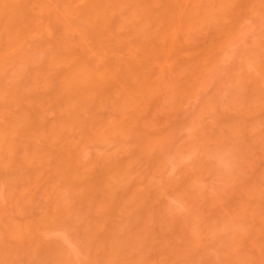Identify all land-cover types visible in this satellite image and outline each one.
Masks as SVG:
<instances>
[{"label": "rangeland", "instance_id": "rangeland-1", "mask_svg": "<svg viewBox=\"0 0 264 264\" xmlns=\"http://www.w3.org/2000/svg\"><path fill=\"white\" fill-rule=\"evenodd\" d=\"M67 1L33 4L40 22L59 24L65 53L132 67L106 94L59 104L56 38L0 25V264H264V0H173L172 20L166 0L128 1L112 28L99 26L101 43L74 13L84 2ZM144 30L153 38L140 42ZM33 110L46 121L37 144L9 132Z\"/></svg>", "mask_w": 264, "mask_h": 264}, {"label": "bare ground", "instance_id": "bare-ground-1", "mask_svg": "<svg viewBox=\"0 0 264 264\" xmlns=\"http://www.w3.org/2000/svg\"><path fill=\"white\" fill-rule=\"evenodd\" d=\"M40 1V0H39ZM38 0H37V2H39ZM62 2H63V0H61ZM68 1H70V2H68ZM67 1V3H66V5H68V6H70V4H71V9H73L75 6L74 5H76L78 2L77 1H79V4L83 1L84 2V4L82 5V4H80V5H78V6H80V9H78V7H76V9L75 10H78V12L77 11H75L74 13H76V16L78 17V19L80 18L79 16H81V18L82 19H80L81 21H84L83 23H82V29H83V27L85 28V29H87L88 27H90V28H96V30L99 28V26H100V28H102L103 27V29L104 28H108L107 30H109L110 28H112L114 25H115V23H116V21H117V17H118V14L119 13H121L120 11H121V9H122V6H124V4L126 3H128V1H131V3H132V1H134V0H68ZM81 1V2H80ZM139 0H136V2L135 3H137L138 4V6H139V9H141L140 7H141V4H143L144 5V3H146V2H142V1H144V0H140L139 2H141V3H139L138 2ZM145 1H150V0H145ZM152 1V0H151ZM150 1V2H151ZM154 1V0H153ZM156 1H159V3L160 2H162V1H160V0H155L153 3H150L151 4V6H150V8H152V5L153 4H156ZM176 0H174V3H176V7H177V5H179V2L180 1H176ZM36 2V0H0V25H5V27H7L8 29L9 28H13V27H18V28H21V27H23L24 29H29V27H30V29H31V27L33 28V29H35L36 31L38 30V31H40V33H42V35L43 36H45V37H50V36H53L54 35V33H55V31L56 30H54V28H56L57 27V30H59L60 29V26L58 27L57 26V24L58 23H56L55 22V25L54 26H52V25H49V24H47V23H42V22H40V16H39V13H41V12H39V13H37V12H35V10L37 9H34L33 8V4ZM77 2V3H76ZM82 2V3H83ZM148 2L146 3L147 5H148ZM166 3H164L165 4V6H163L164 4H163V2H162V6L164 7L163 9H162V7H161V11H160V14H161V16L162 15H165V17H162V18H165V19H167L166 17H169L170 16V20H172L174 17H172V16H174V15H176V13L178 14L180 11V9L177 11L176 10V8L174 7L175 6V4H173L172 2H173V0H166L165 1ZM177 2H178V4H177ZM242 2H243V0H242ZM68 3H70V4H68ZM72 3L74 4L73 5V8H72ZM130 3V4H131ZM134 3V2H133ZM159 3H157V4H159ZM182 3V2H181ZM180 3V5L182 6V4ZM51 4V3H50ZM174 5V6H172V5ZM243 4V3H242ZM81 5H82V7H81ZM136 5V4H135ZM170 5V6H169ZM62 6V5H61ZM68 6H62V7H64V9L62 10V11H66L67 9H69V8H67ZM145 6V5H144ZM154 6V5H153ZM158 6V5H157ZM156 6V7H157ZM168 7L169 9H170V12H172L171 11V9L173 10L174 8V10L176 11L174 14H173V12L172 13H170L169 11H167V12H169L167 15H169V16H167L166 15V13L164 14L163 12H165L166 10H168V8L164 11V9H165V7ZM242 6V5H241ZM133 7H135V6H133ZM148 7H149V5H148ZM148 7H146V8H148ZM171 7V8H170ZM172 7H174V8H172ZM184 7H186V6H184ZM187 7H188V5H187ZM159 8H160V6H159ZM178 8V7H177ZM62 9V8H61ZM125 9V8H124ZM138 9V10H139ZM142 9H144L143 7H142ZM57 10V9H56ZM59 10V9H58ZM151 11H152V9H150ZM173 10V11H174ZM40 11V10H39ZM69 10H67L66 11V14H68L67 12H68ZM70 11H72V10H70ZM74 11V10H73ZM143 11V10H142ZM148 11V9L146 10V12ZM158 11V12H159ZM183 11V10H182ZM189 11V10H188ZM140 12V11H139ZM138 12V13H139ZM146 12H144L143 11V13H146ZM148 12H150V11H148ZM154 12V11H153ZM61 14H62V12H60ZM71 14L73 13V12H70ZM77 13H78V15H77ZM152 13V12H151ZM63 14H64V12H63ZM71 14H69V15H71ZM80 14V15H79ZM149 14V13H148ZM156 14V13H155ZM159 14V13H158ZM158 14H157V16L155 15V16H152L151 14H149V15H147L146 17V19H147V23L149 22V21H152V22H154L153 20H152V18H154V17H156V18H154L155 20H158ZM184 14V13H183ZM186 14V13H185ZM143 15V14H142ZM146 15V14H145ZM172 15V16H171ZM187 15V14H186ZM42 16V15H41ZM61 16V15H60ZM73 16V15H72ZM71 16V17H72ZM121 16V15H120ZM177 16V15H176ZM61 17H63V16H61ZM66 17V16H65ZM145 17V16H144ZM60 17H58V19H59ZM176 18V17H175ZM57 19V20H58ZM63 19L64 18H62V21H63ZM70 19V18H69ZM75 19V18H74ZM141 19V18H140ZM182 19V18H181ZM60 20V19H59ZM164 20V19H163ZM168 20V19H167ZM166 20V21H167ZM177 20V19H176ZM53 21H54V19H53ZM64 21H66V19L64 20ZM86 22V23H85ZM143 22H144V20H143ZM142 22V23H143ZM151 22V23H152ZM161 22V23H160ZM165 22V21H164ZM3 23V24H2ZM68 23V22H67ZM141 23V22H140ZM147 23H146V26H147ZM150 23V22H149ZM150 23V24H151ZM156 23V22H155ZM173 23H176V22H172V24ZM158 24L159 25H161V24H163L162 23V21H159V23H157L156 25L158 26ZM167 24V23H166ZM171 24V23H170ZM170 24H169V26L168 27H170ZM59 25V24H58ZM61 25V24H60ZM136 26H137V24H135ZM143 25H145V23L143 24ZM67 26L68 25H66V28H67ZM88 26V27H87ZM136 26H135V28H136ZM138 27V26H137ZM140 28H143V27H141V26H139ZM148 27V26H147ZM17 28V29H18ZM59 28V29H58ZM62 28V27H61ZM99 28V29H100ZM133 28L134 27H132V30H133ZM148 28H150V27H148ZM147 28V29H148ZM97 30V31H99V32H97V31H95V37L93 38V36H92V38H93V40L94 41H96L97 40V43L99 42V43H101L100 41H102V39L100 38V36L102 37V38H104L102 35H101V33H100V31H101V29L100 30ZM145 29V28H144ZM151 29V28H150ZM170 29V28H169ZM169 29H167V30H169ZM67 30V29H66ZM65 30V31H66ZM81 30V29H80ZM88 30V29H87ZM136 29H134V31H135ZM164 30H165V28H164ZM165 31V32H168V31ZM14 31V30H13ZM83 31V30H82ZM133 31V32H134ZM149 31V30H148ZM148 31H146V30H144L143 32L145 33V34H140L143 38H141V41L140 42H142V40L146 37L147 38V40H148V38L149 39H152L153 38V36H152V32H149L148 33V35H150V36H152V37H147V35H146V33L148 32ZM170 31V30H169ZM24 32V31H23ZM32 32V31H31ZM83 32H86V33H89L88 31H86V30H84ZM139 31H137V33H138ZM140 32H142V29H141V31ZM164 32V33H165ZM34 33H35V31H34ZM37 33V32H36ZM58 33H59V31H58ZM82 33V32H81ZM97 33L99 34V35H97ZM130 33H132V32H130ZM135 33V32H134ZM133 33V35H135ZM136 33V36H138V34ZM163 33V34H164ZM169 33V32H168ZM167 33V34H168ZM66 34V33H65ZM83 34H85V33H83ZM163 34H161V32H160V35H162L163 36ZM167 34L166 35H164L163 36V40L165 39L166 40V38L165 37H168L167 36ZM61 35V34H60ZM60 35H59V37H60ZM56 37L58 36V35H55ZM55 36H53V37H55ZM85 36H86V34H85ZM97 36H99V37H97ZM105 36H110V35H105ZM170 36V35H169ZM52 37V38H53ZM55 37V38H56ZM63 37V36H62ZM84 37V36H83ZM155 37V36H154ZM86 38V37H85ZM107 38V37H106ZM113 38V37H112ZM111 38V39H112ZM138 38H139V36H138ZM157 38V37H156ZM173 38V37H172ZM101 39V40H100ZM114 39V38H113ZM160 37H159V39L157 38V40H158V42H161V40H162ZM40 40H42V39H40ZM56 40V48H55V50L57 51V53L58 54H60L59 55V57L61 56V58H63V59H65V60H63V59H60L59 57H58V55H56L57 56V61L59 62V60H62V62H63V66H64V73L62 74V75H58L56 78H57V83H56V85H55V87H53V89H54V99H55V101L57 100V102H59V104H62V103H67L68 102V100H69V98H71L72 96H70V95H72L73 93L75 94V92L78 90V92H82V93H84L85 92V90L84 89H86V91H87V94L89 93V92H91L92 93V91L93 90H95V91H98V92H106L105 90H107L108 88L110 89V88H112L111 86H113L114 84H116V83H118V81H120L121 79H127L128 78V76L127 75H129V74H127L128 73V70L129 69H127V67L128 68H131L132 66L130 65V63H127L126 61L124 62L123 61V59L121 58V60H120V58L117 56V58H119V59H109V60H105V59H103V61L102 62H104L102 65H101V63L100 62H98V63H100V64H98L96 61V63L95 64H92L91 62H90V64H88V62H87V60H88V58H87V53L85 54V51H84V53H82L81 52V54L80 53H76V55H78V54H80V56L78 55V56H75L74 54V56L73 55H71L70 54V52H73L72 50L69 52V54H66L65 53V51H67L69 48H70V46L68 47V44L67 43H69V42H66V41H64V42H66V43H64L63 42V40L64 39H61V37L60 38H56L55 39ZM54 40V41H55ZM108 40V39H107ZM146 40V39H145ZM145 40H143V42L145 41ZM146 40V41H147ZM157 40L155 39V41L157 42ZM162 40V41H163ZM168 40V39H167ZM169 40H170V38H169ZM168 40V41H169ZM171 40H173V39H171ZM170 40V41H171ZM113 41V40H112ZM117 41V40H116ZM116 41H115V43H116ZM145 41V42H146ZM153 41V40H152ZM154 41V42H155ZM168 41H165L166 43L168 42ZM174 41V40H173ZM85 42V41H84ZM108 42V41H107ZM114 42V41H113ZM139 42V43H140ZM153 42V43H154ZM172 42V41H171ZM171 42H169V43H167L168 45L166 46V44L164 45V47H166L167 49V51L169 52V53H171V55H173L174 54V50H175V48H173V47H175L174 45V43H173V47L171 48V46H172V44H171ZM48 43V42H47ZM83 43V42H82ZM81 43V44H82ZM90 43V42H89ZM105 43V42H104ZM109 43H111V40H110V42H108V46H110V44ZM114 43V44H115ZM179 43V42H178ZM65 44H67V45H65ZM103 44V43H102ZM106 44V43H105ZM112 44V43H111ZM144 43H142V45H143ZM115 45H118L119 46V44H115ZM151 45V44H150ZM153 45V44H152ZM157 45V44H156ZM159 45H162V43H160ZM158 45V46H159ZM67 46V47H66ZM84 46V45H83ZM104 46V45H103ZM117 46V47H118ZM140 46V45H139ZM144 46H146V44H144L142 47L144 48ZM178 46V45H177ZM82 47V46H81ZM114 47V45H112V47L111 48H113ZM141 47V48H142ZM68 48V49H67ZM93 48V47H92ZM109 47H107L106 48V50L108 49ZM116 48V47H115ZM137 48H138V46H137ZM136 48V49H137ZM156 48H159V47H156ZM162 48V47H161ZM71 49V48H70ZM69 49V50H70ZM118 49V48H117ZM149 49H150V47H149ZM174 49V50H173ZM68 50V51H69ZM109 50L110 49H108V52H109ZM113 50H114V48H113ZM138 50H139V48H138ZM138 50H136L137 52H138ZM141 50V49H140ZM143 50V49H142ZM148 50V49H147ZM153 50H154V48H153ZM156 50V49H155ZM159 50V49H158ZM157 50V51H158ZM165 50V52H163L164 54H162V53H159V54H162V55H160V56H162V57H164V55L166 56V54H167V51ZM171 50H173V52L171 51ZM178 50H179V48H178ZM185 50V49H184ZM183 50V51H184ZM2 51V50H1ZM55 51V52H56ZM67 51V52H68ZM80 51H82V50H80ZM87 51V50H86ZM100 51V50H99ZM116 51V50H115ZM144 51V50H143ZM151 51V50H150ZM177 51V50H176ZM89 52V51H88ZM95 52V51H94ZM177 52H179V53H177L176 55L174 54L173 56H178V54L180 55L181 53H180V51H177ZM186 52V51H185ZM1 53V52H0ZM92 53H93V51H92ZM148 53V52H147ZM156 53V52H155ZM168 53V57L170 56V54ZM173 53V54H172ZM99 55H100V53H98ZM152 54V53H151ZM1 55H2V53H1ZM67 55V56H66ZM70 55H71V57H70ZM87 55V56H86ZM98 55V56H99ZM118 55V54H117ZM138 55V54H137ZM140 55H141V53H140ZM73 56V57H72ZM102 56V55H101ZM109 56V55H108ZM122 57H124L123 55H121ZM150 56V55H149ZM149 56H145V57H148L149 58ZM160 56H156V57H160ZM172 56V57H173ZM66 57H68V59L66 58ZM69 57H70V60H69ZM103 57H105V56H103ZM138 57V56H137ZM140 57H142V56H140ZM139 57V58H140ZM144 57V56H143ZM152 58H153V55L151 56ZM1 58V57H0ZM161 58V57H160ZM160 58H158L157 60H159ZM175 58V57H174ZM173 58V59H174ZM67 59V60H66ZM145 59H147V58H145ZM151 59V58H150ZM149 59V60H150ZM162 59V58H161ZM98 60H99V58H98ZM105 60V61H104ZM153 60V59H152ZM154 60H155V58H154ZM156 60V61H157ZM163 60H165L164 58H163ZM68 62L69 64L68 65H66L65 63L66 62ZM101 61V60H100ZM139 61V60H138ZM141 61V60H140ZM146 61H148V60H146ZM155 61V62H156ZM122 62V63H121ZM129 62V61H128ZM142 62V61H141ZM153 62V61H152ZM172 62V61H171ZM178 62V61H177ZM57 63V62H56ZM55 63V64H56ZM61 62H59V64H60ZM124 63V64H123ZM139 63V62H138ZM137 63V64H138ZM164 63H165V61H164ZM173 63V62H172ZM54 63H52V65H53ZM54 64V65H55ZM123 64V65H122ZM130 65L131 67H129V66H126V67H124V65ZM169 64V63H168ZM48 65V64H47ZM53 65V66H54ZM58 65V64H57ZM133 65V64H132ZM143 65V64H142ZM148 65H150V64H148ZM148 65H146V66H148ZM152 65V64H151ZM63 66H62V68H63ZM67 66V67H66ZM124 67V69H121V68H123ZM135 66V65H134ZM137 66V65H136ZM145 66V65H144ZM121 67V68H120ZM140 67V66H139ZM149 67H151V66H149ZM58 68H60V67H58ZM58 68H57V70H58ZM62 68H61V70H62ZM65 68H67V69H65ZM134 68V67H133ZM132 68V70L131 71H133V70H135V69H133ZM153 68V67H152ZM155 69V68H154ZM153 69V70H154ZM55 70H56V65H55ZM60 70V69H59ZM66 70V71H65ZM136 70H138V68L136 69ZM135 70V72H137ZM139 71V70H138ZM59 72V71H58ZM134 72V71H133ZM140 72V71H139ZM152 72V71H151ZM130 73V72H129ZM135 74V73H134ZM138 74V73H137ZM156 74V73H155ZM145 75H147V73L145 74ZM142 76V75H141ZM140 76V77H141ZM133 77H136V75H132V81L134 82L135 80V82H137V78H138V80H140L139 78V76L138 77H136V79L135 78H133ZM148 78V77H147ZM147 78H146V80H147ZM135 79V80H134ZM145 79V78H144ZM130 80V79H129ZM53 81V80H52ZM131 81V82H132ZM149 81V80H148ZM124 82H126V81H124ZM140 82H142V81H140ZM122 83V82H121ZM127 83V82H126ZM146 83V81L144 82V84ZM148 83V82H147ZM119 84V83H118ZM118 84H116L115 86H117ZM131 84V83H130ZM138 84V83H137ZM137 84H136V86H137ZM120 85V84H119ZM125 85V84H124ZM127 85V84H126ZM131 85H133V84H131ZM139 85V84H138ZM150 85V84H149ZM122 86V85H121ZM128 86V85H127ZM141 86H143V85H141ZM141 86H139V87H141ZM146 86H147V84H146ZM4 87V86H3ZM123 87V86H122ZM125 87V86H124ZM130 87V86H129ZM134 87V86H133ZM139 87H136V88H139ZM145 86H143V88H144ZM49 88H51V87H49ZM49 88H48V90H49ZM114 88V87H113ZM130 88H132V86L130 87ZM135 88V89H136ZM146 88V87H145ZM11 90V89H10ZM13 90V89H12ZM47 90V91H48ZM52 90V89H51ZM81 90H83V91H81ZM112 90H114V89H112ZM138 90H140V89H138ZM143 90V89H142ZM141 90V91H142ZM6 91V90H5ZM14 91V90H13ZM20 91V90H19ZM43 91V90H42ZM42 91H40L41 93H42ZM135 91V90H134ZM147 91V90H146ZM7 92H8V90H7ZM109 92H111V91H109ZM108 91H107V93H109ZM138 92V91H137ZM6 93V92H5ZM9 93H11V91L9 92ZM20 93V92H19ZM41 93L40 94H38V95H41ZM44 93H45V90H44ZM53 93V92H52ZM81 93V94H82ZM99 93V94H100ZM140 93V92H139ZM16 94V93H15ZM43 94V93H42ZM46 94V93H45ZM106 94V93H105ZM104 94V95H105ZM112 94V93H111ZM8 95V94H7ZM52 95V96H53ZM108 95H110V94H108ZM36 96V95H35ZM42 96V95H41ZM98 96V95H97ZM106 96V95H105ZM38 97V96H37ZM36 97V98H37ZM10 98V97H9ZM17 98V97H16ZM18 98H19V95H18ZM17 98V99H18ZM21 98V97H20ZM19 98V99H20ZM41 98H43V97H41ZM45 98V97H44ZM52 98V100H54ZM73 98V97H72ZM12 99V98H11ZM16 99V100H17ZM103 99V98H102ZM43 100V99H42ZM71 100V99H70ZM145 100H146V98H145ZM27 101V100H26ZM40 101V100H39ZM74 101V100H73ZM9 102V101H8ZM31 102V101H30ZM43 102V101H42ZM42 102H40L41 103V105H42ZM61 102V103H60ZM72 102V101H71ZM149 102V101H148ZM12 103V102H11ZM16 103H17V101H16ZM18 103H21V101L19 102L18 101ZM50 103V102H49ZM28 104V103H27ZM27 104H22L21 103V106H24V105H26L27 106ZM52 104V103H51ZM58 104V105H59ZM77 104V103H76ZM34 106L36 105V102H35V104H33ZM69 105V104H68ZM21 106H20V108H21ZM29 107H30V105H28ZM27 106V107H28ZM38 106H39V104H38ZM55 106H57V105H55ZM33 107V106H32ZM31 107V108H32ZM37 107V106H36ZM36 107H33V108H36ZM79 107V106H78ZM82 107V106H81ZM19 108V109H20ZM25 108V107H24ZM23 108V109H24ZM95 108V107H94ZM38 107H37V111L36 112H38ZM54 109V108H53ZM25 110H27V109H25ZM43 110V109H42ZM32 111V110H31ZM35 110H33V113H34V116L32 115V119L30 118V120H29V118H28V120L29 121H27L26 120V122H25V117L23 116L22 117V115H21V118H19L18 117V120H16L15 122H13L11 125H10V127L11 128H9L10 130H9V132L10 131H12V133H13V131H19V132H22V133H24L25 135H29V136H32L33 138H34V135L36 136L37 134H38V132L41 134L42 133V131L40 132V126L41 125H44V124H42L43 123V121H45V119L42 121H40V119H38L39 118V116L43 119L44 117L42 116L43 115V113H40L39 112V116H36V114H35V112H34ZM39 111H41V107H40V109H39ZM22 112V111H21ZM27 112V111H26ZM42 112V111H41ZM23 113V112H22ZM25 113V112H24ZM24 115V114H23ZM31 115V114H30ZM74 115V114H73ZM19 116V115H18ZM30 117V116H29ZM37 117V118H36ZM76 116H74L73 117V119L75 118ZM17 118V117H16ZM77 118V117H76ZM73 119H71V120H73ZM78 119V118H77ZM77 119L75 120V121H77ZM13 121V120H12ZM74 121V122H75ZM78 121H79V119H78ZM42 122V123H41ZM46 122V121H45ZM70 124V123H69ZM73 124V123H72ZM47 125V124H46ZM74 125V124H73ZM60 127V126H59ZM81 127V126H80ZM84 127V126H83ZM64 128V127H63ZM41 129H42V126H41ZM48 129H51V127L50 128H48ZM59 129V128H58ZM7 130H8V127H7ZM39 130V131H38ZM59 130H61V129H59ZM58 130V131H59ZM64 131V133L65 134H60L62 137H64V135H67L68 133L66 132V129H63ZM70 130V129H69ZM50 131V130H49ZM57 131V132H58ZM62 131V130H61ZM71 131V130H70ZM11 133V134H12ZM50 133V132H49ZM51 133H52V131H51ZM48 134L50 137L52 136V135H54V134ZM67 133V134H66ZM70 133V132H69ZM40 134L38 135V136H36V137H38L37 139H36V143L35 144H37V142H39V138H41V137H39L40 136ZM58 134V133H57ZM21 135V134H20ZM23 135V134H22ZM21 135V136H22ZM56 135V134H55ZM59 135V136H60ZM60 136V137H61ZM28 137V136H27ZM60 137L59 138H57L58 140L60 139ZM29 139V138H28ZM51 139V138H50ZM50 139H48V140H50ZM63 138H61L60 140H62ZM41 140V139H40ZM42 141V140H41ZM55 141V140H54ZM69 141V140H68ZM67 141V142H68ZM47 142V141H46ZM48 142H50V141H48ZM70 142H71V140H70ZM70 142H68L70 145L72 144V143H70ZM31 143H34L33 141L31 142ZM50 143H53L52 141L50 142ZM74 144V143H73ZM62 145V144H61ZM65 145V144H64ZM69 145V146H70ZM75 145V144H74ZM40 146V145H39ZM66 146H67V144H66ZM66 147V148H69L70 149V147ZM73 146V145H72ZM71 146V147H72ZM37 146L35 145V148H36ZM38 148V147H37ZM36 148V149H37ZM60 148H62L63 149V151H61L62 149H60V151H61V154L62 155H64L65 153H67V155L69 154V149H64L63 148V146L62 147H60ZM40 149V148H39ZM78 149V148H77ZM76 149V150H77ZM59 150V149H58ZM73 149H71L70 150V155H73V154H71V151H72ZM63 152H65L64 154H63ZM79 153V152H78ZM60 155V154H59ZM62 155H61V158L62 159H64V156H67V155H64L63 157H62ZM69 155V156H70ZM76 157V156H75ZM75 159H77V158H75ZM67 160H68V158H67ZM72 160V159H71ZM116 163V162H115ZM115 165V164H114ZM116 166V165H115ZM117 167V166H116ZM111 168V167H110ZM77 169V168H76ZM112 171V170H111ZM113 172V171H112ZM71 173V172H70ZM69 173V174H70ZM73 173V172H72ZM103 173V172H102ZM81 174V173H80ZM82 175V178H80V179H83V177H85L84 175H83V173L81 174ZM97 175V174H96ZM106 175V174H105ZM79 176V175H78ZM77 176V178H78V180H79V177ZM108 176V175H107ZM73 178V177H72ZM69 180V179H68ZM73 180H74V178H73ZM76 178H75V182H76ZM90 180V179H89ZM71 181V180H70ZM84 181V180H83ZM82 180H81V182H83ZM81 182H79V183H77V184H81ZM85 183V182H84ZM98 184V183H97ZM97 184H96V186H97ZM88 185V184H87Z\"/></svg>", "mask_w": 264, "mask_h": 264}]
</instances>
